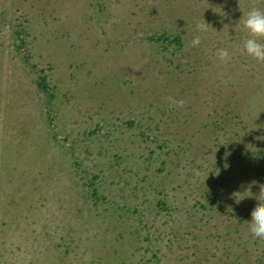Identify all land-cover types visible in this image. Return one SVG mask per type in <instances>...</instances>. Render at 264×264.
<instances>
[{"label": "rangeland", "instance_id": "1", "mask_svg": "<svg viewBox=\"0 0 264 264\" xmlns=\"http://www.w3.org/2000/svg\"><path fill=\"white\" fill-rule=\"evenodd\" d=\"M250 7L0 0V264H264Z\"/></svg>", "mask_w": 264, "mask_h": 264}, {"label": "clouds", "instance_id": "2", "mask_svg": "<svg viewBox=\"0 0 264 264\" xmlns=\"http://www.w3.org/2000/svg\"><path fill=\"white\" fill-rule=\"evenodd\" d=\"M238 19L240 27L246 33L242 40V51L257 62H264V11L256 7H250ZM199 44V36H194L191 45L195 47ZM215 55L221 63H227L231 58L227 48H217ZM168 99L170 104L176 106H181L184 103L182 100H175L172 97ZM252 183L256 182L253 181ZM250 187L247 189L251 195L243 197H254L256 203L251 209L250 219L247 221L248 227L253 237L264 240V182L259 183L260 191L258 194L253 193ZM240 199L235 200L239 202Z\"/></svg>", "mask_w": 264, "mask_h": 264}, {"label": "trees", "instance_id": "3", "mask_svg": "<svg viewBox=\"0 0 264 264\" xmlns=\"http://www.w3.org/2000/svg\"><path fill=\"white\" fill-rule=\"evenodd\" d=\"M175 39H176V36H175ZM172 42V41H171ZM37 85H38V87H40V88H42V90L43 91H46V86H45V84H44V81H43V79H38L37 80Z\"/></svg>", "mask_w": 264, "mask_h": 264}]
</instances>
